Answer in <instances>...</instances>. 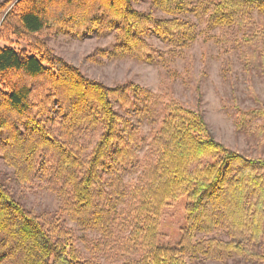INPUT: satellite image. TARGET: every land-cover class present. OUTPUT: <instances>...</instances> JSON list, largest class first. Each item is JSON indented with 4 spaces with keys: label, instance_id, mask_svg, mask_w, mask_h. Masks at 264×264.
Listing matches in <instances>:
<instances>
[{
    "label": "trees",
    "instance_id": "obj_1",
    "mask_svg": "<svg viewBox=\"0 0 264 264\" xmlns=\"http://www.w3.org/2000/svg\"><path fill=\"white\" fill-rule=\"evenodd\" d=\"M134 1L0 0V40L12 35L27 43L0 46L1 155L23 182L40 168L71 220L104 235L123 229L122 264H190L184 257L197 252L264 264V252L254 248L264 240V156L229 148L213 136L199 109L171 101L137 180L125 188L121 174L135 166L141 140L113 101L127 108L130 94L138 99L149 93L132 82L109 86L87 77L45 39L56 29L97 26L102 18L116 31L119 56H140L149 48L143 39L149 31L183 49L197 37L190 17L223 37L235 27L248 29L253 12L264 16V0H150L149 11L137 10ZM246 31L247 43L264 36V27ZM52 104L57 117L49 114ZM248 115L264 117V108ZM88 130L99 131L90 148L81 141ZM181 196L187 200L181 241L178 247L160 245L162 209ZM219 227L227 238L196 240L197 233ZM0 264L100 262L82 256L69 229L27 209L0 179Z\"/></svg>",
    "mask_w": 264,
    "mask_h": 264
},
{
    "label": "rangeland",
    "instance_id": "obj_2",
    "mask_svg": "<svg viewBox=\"0 0 264 264\" xmlns=\"http://www.w3.org/2000/svg\"><path fill=\"white\" fill-rule=\"evenodd\" d=\"M132 4L140 11L150 9V0H135ZM154 14L163 16L159 11ZM190 19L196 23L197 37L188 48L174 47L168 39L149 31L143 36L149 48L139 52L140 56L131 53L119 56L114 50L116 31L102 18L97 26L60 28L45 37L55 54L87 77L109 86L132 82L149 93H142L138 99L130 94L133 104L127 108L113 101L114 109L130 120L135 127V138L141 140L136 148L135 166L121 174L125 188L137 180L149 155L150 140L171 101L199 109L213 136L229 148L254 158L264 156V117L248 115L251 109L264 108V36L253 44L242 41L246 30L251 33L264 27V16L253 12L248 29L235 27L223 37L218 30L208 31L205 21ZM7 43L15 48L27 46L25 40L12 35L9 41L0 40V46ZM54 107L53 104L49 107V114L57 117ZM44 119L48 127H56L53 119ZM20 128L24 130L23 126ZM98 136L99 131L88 130L81 141L90 148ZM0 179L27 209L69 229L82 256L96 257L100 264H122L126 255L123 229L120 232L117 227L113 234L104 235L71 220L60 210V200L41 169L23 182L16 169L2 157L1 146ZM186 201L181 196L163 207L158 232L160 245L178 247L186 227ZM212 236L225 239L226 229L219 227L209 235L197 233L196 240ZM254 248L264 252V240ZM184 258L190 264H258L245 256L216 259L201 252Z\"/></svg>",
    "mask_w": 264,
    "mask_h": 264
}]
</instances>
